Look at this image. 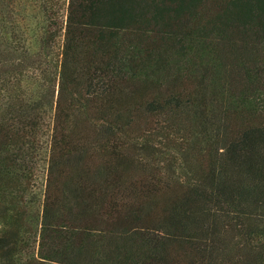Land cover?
Listing matches in <instances>:
<instances>
[{
  "label": "trees",
  "instance_id": "trees-1",
  "mask_svg": "<svg viewBox=\"0 0 264 264\" xmlns=\"http://www.w3.org/2000/svg\"><path fill=\"white\" fill-rule=\"evenodd\" d=\"M0 264H264V0H0Z\"/></svg>",
  "mask_w": 264,
  "mask_h": 264
}]
</instances>
